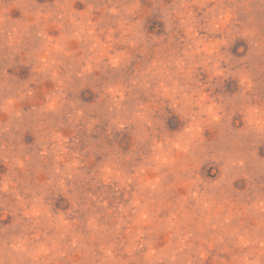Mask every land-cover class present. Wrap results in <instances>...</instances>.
I'll list each match as a JSON object with an SVG mask.
<instances>
[{"label":"rangeland","instance_id":"1","mask_svg":"<svg viewBox=\"0 0 264 264\" xmlns=\"http://www.w3.org/2000/svg\"><path fill=\"white\" fill-rule=\"evenodd\" d=\"M0 264H264V0H0Z\"/></svg>","mask_w":264,"mask_h":264}]
</instances>
